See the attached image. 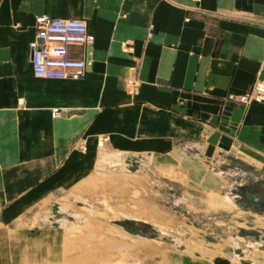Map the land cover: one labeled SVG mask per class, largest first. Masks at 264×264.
Here are the masks:
<instances>
[{
    "label": "crops",
    "instance_id": "crops-1",
    "mask_svg": "<svg viewBox=\"0 0 264 264\" xmlns=\"http://www.w3.org/2000/svg\"><path fill=\"white\" fill-rule=\"evenodd\" d=\"M42 14L87 21L95 62L83 79L34 76ZM256 80L264 0H0V264H48L56 233L25 232L100 141L133 155L237 150L264 167V103L232 98Z\"/></svg>",
    "mask_w": 264,
    "mask_h": 264
},
{
    "label": "rangeland",
    "instance_id": "rangeland-1",
    "mask_svg": "<svg viewBox=\"0 0 264 264\" xmlns=\"http://www.w3.org/2000/svg\"><path fill=\"white\" fill-rule=\"evenodd\" d=\"M101 142L25 232L56 233L48 264H264V167L237 150Z\"/></svg>",
    "mask_w": 264,
    "mask_h": 264
},
{
    "label": "built area",
    "instance_id": "built-area-1",
    "mask_svg": "<svg viewBox=\"0 0 264 264\" xmlns=\"http://www.w3.org/2000/svg\"><path fill=\"white\" fill-rule=\"evenodd\" d=\"M35 29L30 44L35 77L55 81L86 77L94 66L96 43L87 21L42 14L36 17ZM232 98L244 105L264 103V81L256 80L246 94ZM59 113V108L52 109L53 118Z\"/></svg>",
    "mask_w": 264,
    "mask_h": 264
},
{
    "label": "bare ground",
    "instance_id": "bare-ground-1",
    "mask_svg": "<svg viewBox=\"0 0 264 264\" xmlns=\"http://www.w3.org/2000/svg\"><path fill=\"white\" fill-rule=\"evenodd\" d=\"M229 202V201H228ZM223 203V202H222Z\"/></svg>",
    "mask_w": 264,
    "mask_h": 264
}]
</instances>
